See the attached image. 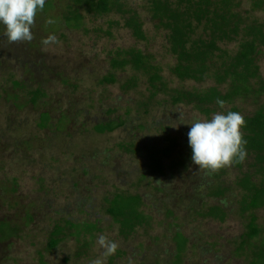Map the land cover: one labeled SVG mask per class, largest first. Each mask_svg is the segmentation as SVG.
Listing matches in <instances>:
<instances>
[{
  "label": "rangeland",
  "instance_id": "374dc122",
  "mask_svg": "<svg viewBox=\"0 0 264 264\" xmlns=\"http://www.w3.org/2000/svg\"><path fill=\"white\" fill-rule=\"evenodd\" d=\"M66 2L61 0L60 3ZM131 2L143 7L148 5L149 0ZM245 2H248L244 3L245 8H249L250 2ZM53 10L52 5H48L47 13L50 15L47 14L44 21H37L32 27V41L36 43L33 47L23 44V41L10 45L4 36L0 41V185L1 189L5 187L7 190L0 192V218L3 214L10 213L13 218L17 215L18 224H23L24 219L20 217H25L29 205H33V212L37 215L35 222L29 227L33 232H30L28 239L24 237L6 240V250L10 249L8 253L2 249L0 242V257L2 254L10 256L0 264H41L38 250H43L49 242L50 232L57 221L64 225L62 218L73 219L74 222L99 220L100 231H95L96 239L88 255L82 258L73 256L76 242L68 238L59 243L51 253H44L45 264H94L96 261L99 264H169L175 254L173 238L178 240L179 237L173 235L170 239V236L177 229H183L189 237L183 264H244L243 258L234 254L237 247L235 238L246 231L244 220L239 215L232 213L225 221L191 215L178 228L168 224L172 219H164L163 216L164 194L154 189L157 183L149 175L141 181L139 188L136 186L144 172V161L124 148L132 141L137 144L156 140L158 144L162 143L161 138L165 133H160L157 128L164 124L171 125L170 132L175 135L181 133L183 127H191L190 123L195 120L206 118L194 110L192 105H173L168 99L164 103L165 95L155 97L150 104L149 113L142 109L137 110L139 99H146L149 94L146 78H140L137 92L130 90L125 93L117 84L98 86L95 76L97 78L98 75H103L109 68L108 51L137 43L126 29L112 28V36L95 31L97 25L108 29L109 18L105 17L95 19L94 22L88 19L87 27L91 29L89 35L70 31L71 44L59 41L58 34L54 35L55 42L45 45L42 40L55 27L63 25L57 19L58 12H55L56 16ZM255 13L264 20V10ZM49 19L52 23H47ZM145 28L148 30L150 43L148 46L138 44V47L154 53L153 62L160 66L162 74L173 81V86H179L180 81L171 73V66L176 60L167 50L163 32H157L151 23H147ZM64 29L63 27L62 30ZM38 58H42L41 61L45 64L44 74L40 72L41 65L34 64L41 63ZM260 64L264 74V54L260 57ZM133 72L128 70L120 76H128ZM13 79L21 85L17 86ZM193 84V81L183 83L187 88ZM35 89H41L42 94L36 103H32L31 92ZM18 96L20 98L16 101ZM110 108H118L120 111L114 115L107 114L106 111ZM127 108L131 109L130 114L125 113ZM68 109L69 112L65 111ZM42 112H48L49 119L45 127L40 128ZM65 112L69 118H74L73 123L67 119L61 122ZM120 116L129 120L124 127L104 134L93 130L98 121ZM17 140L23 148V142L32 141L37 144L39 149L34 151V157L43 160L40 161L38 171L31 168L27 176L18 174L17 180L13 179L14 185L9 187V180L3 181V178L15 175L11 169L8 171L7 161L11 152L9 145ZM183 149L185 152L188 150V143ZM31 152L27 154L30 155ZM34 171L44 178L46 187L40 189L42 191L38 189L37 181L33 182ZM237 176L236 169L231 168L224 178L234 185ZM172 180L175 181L178 190L176 192L183 199H171L166 206L175 208V214L181 216L178 222H182V217L192 210L190 198L197 197L204 201L201 206L193 205L195 211L205 205L210 196L207 195L208 183L212 178L192 162L188 170L177 169ZM15 186L18 188L16 192ZM117 188L140 191L145 195L143 208L146 213L153 215L155 222L159 221L150 231L153 237L144 235L140 228L134 237L124 240L118 233V226L111 225L112 218L106 214L102 200L106 194ZM238 192L239 190H235V195ZM235 195L231 197L228 211L231 207L234 210L238 208ZM10 200H13L11 206ZM195 211L192 210V213L195 214ZM257 214L259 223L264 226V208L257 210ZM24 234L26 233L22 236ZM101 236L109 243L115 242L117 250L124 254L118 256L116 250L112 255H105V248L98 243ZM156 238L163 239V242L152 244ZM12 240L16 243H12ZM139 242L150 245V250L141 251L138 248ZM165 246L169 247V252H164ZM111 256H114V263L109 258ZM66 258L68 261H65Z\"/></svg>",
  "mask_w": 264,
  "mask_h": 264
},
{
  "label": "trees",
  "instance_id": "16d2710c",
  "mask_svg": "<svg viewBox=\"0 0 264 264\" xmlns=\"http://www.w3.org/2000/svg\"><path fill=\"white\" fill-rule=\"evenodd\" d=\"M66 1L63 4L60 3L61 0H46L44 9L38 12L35 19L36 24L37 21H44L48 14V5H52L53 13L56 15L55 12H58L57 19L63 25L55 27L56 29L50 35L59 34V41L71 44L70 31L89 35L91 29L87 27L88 19L94 22L95 19L108 17L107 30L101 25L95 26L94 30L112 36V28L126 29L137 43V45L108 51L109 68L103 75H98L97 78L95 76L98 86L117 84L125 93L130 90L137 92L140 78H146L149 94L146 99H139L137 110L142 109L143 112L149 113L150 104L155 97L165 95L164 103L168 99L173 105H192L194 110L206 119H210L217 112L233 111L243 115L246 121V126L242 128L244 139L247 141L246 159L242 163L234 162L231 166L215 172L205 170L212 178L208 183L209 199L202 208L195 211L194 206L196 204L201 206L204 201L197 197L190 198L192 204L190 209L195 211V214L191 210L182 217V222H178L181 216L175 214L177 212L175 208L166 204L168 199L176 197V194H172L176 190L175 181L172 179L177 169L188 170L192 163L191 147L188 144V150L185 152L183 149L188 143L187 134L190 127L185 126L181 133L173 135L170 132L172 126L164 124L157 128L160 133H165L161 138L162 143L158 144L157 140L145 144L132 141L124 148L137 154L144 161L142 162L144 172L136 182V186L139 188L141 181L149 175L154 177L157 183L154 189L164 194L163 216L164 219H172L168 221V224L178 228L185 224L184 220H188L191 215L225 221L227 217L233 215L232 213L237 214L244 220L246 231L235 238L237 244L235 256L243 258L244 264H264V226L259 223L257 214V210L264 208V74L260 64V57L264 54V20L255 13L264 10V0H248L251 4L249 8H245L244 3H248L245 0H149L148 5L143 7L133 4L131 0ZM147 23L153 24L157 32H163L167 50L176 60L171 66V73L180 81L179 86H173V81L171 82L165 74H162L160 66L153 62L154 53L149 49L138 47V44L148 46L150 43L148 30L145 28ZM63 27L64 30H62ZM2 36L7 39L3 25H0V41ZM22 43L32 47L36 44L33 41ZM38 59L42 60V58ZM34 64L41 65L40 72L46 73L45 64L42 61ZM128 70L134 72L128 76H120V74H126ZM12 81L17 86L21 85L17 80ZM185 81H193L195 84L187 88L183 85ZM138 93L142 94L141 91ZM41 94V89L33 90L30 101L36 103ZM19 98L18 96L16 101ZM218 98L224 101L223 108L217 104ZM160 103L163 102L160 100ZM119 111L118 108H110L106 113L114 115ZM130 112V108L125 109L126 114ZM41 115L40 128L45 127L49 119L48 112ZM128 123V118L123 116L106 118L98 121L93 130L99 134L112 133ZM59 129H62L61 126ZM23 144L28 149L37 146L32 141L23 142ZM15 149V145L10 147L11 154H8L10 156L7 161L8 171L11 169V172L15 173L14 176L9 175L5 180H9L7 182L9 185L6 184L9 187L14 185L13 179L16 181L18 174L27 176V171L32 166L36 168L35 160L31 155L24 151L14 152ZM14 155L15 158H13ZM21 160L24 164H20ZM231 168L236 169L238 173L234 185L224 178ZM35 171L38 170L35 169ZM35 171L32 175L33 182L37 181L39 190L44 189L46 187L44 178ZM0 190V192L7 191L5 187ZM235 190H239L236 195ZM16 191L18 188L15 186ZM234 195L238 201V210L231 207L228 211L231 197ZM145 200V195L143 196L140 191L132 192L122 188H117L104 196L102 206L106 214L112 218L111 225L118 226V233L124 240L134 237L138 233L137 229L140 228L143 229L144 235L153 237L150 231L157 223L159 224V221L155 222L153 215L146 213L143 208ZM36 218L33 205H29L23 223L30 226ZM68 223L71 225L69 228L58 224L51 230L45 252L51 253L67 238L69 229L75 228L77 240L73 255L76 258L88 255L96 239L95 231H100L99 220L92 224L72 223V221ZM5 225L7 224L2 222L0 230ZM21 230V226L15 227L7 230L8 234L3 233V235H7L9 239L15 237L14 239L17 240ZM173 235L179 236L178 240L176 238L175 241ZM165 237L168 238V236ZM171 237L175 243V254L169 264H175V261L176 264H183L189 237L183 229L174 230L170 239ZM20 238L23 239V236ZM158 240L159 238H156L153 241ZM13 242L15 241L12 240ZM138 247L141 251L150 250V245L142 242ZM169 251L170 249L165 250V252ZM45 252L38 250L39 257L42 259L41 264H45ZM123 254V251L117 250L118 256ZM109 258L114 263V256ZM65 261L68 259L66 258Z\"/></svg>",
  "mask_w": 264,
  "mask_h": 264
},
{
  "label": "clouds",
  "instance_id": "9594fccd",
  "mask_svg": "<svg viewBox=\"0 0 264 264\" xmlns=\"http://www.w3.org/2000/svg\"><path fill=\"white\" fill-rule=\"evenodd\" d=\"M45 3L46 0H0V25H3L9 43L33 40L31 29ZM47 23H52V20ZM55 40L54 35H49L42 43L47 45ZM217 104L224 107L222 99L218 98ZM190 124L188 144L192 150V162L199 170L215 172L246 159L247 141L242 132L246 121L242 114L217 112L210 119H197ZM98 243L105 248V255L114 254L118 247L115 242H107L103 236L98 238ZM94 264H99V261Z\"/></svg>",
  "mask_w": 264,
  "mask_h": 264
},
{
  "label": "flooded vegetation",
  "instance_id": "af4514ba",
  "mask_svg": "<svg viewBox=\"0 0 264 264\" xmlns=\"http://www.w3.org/2000/svg\"><path fill=\"white\" fill-rule=\"evenodd\" d=\"M36 65V64H35ZM70 97V96H69ZM65 111H67V112H69L70 111V109H68V110H65ZM67 112H65V113H63L62 114V119H61V122H62V120H64V119H67L70 123H73L74 122V118H69V115L67 114ZM42 113H44V112H42ZM41 115V114H40ZM42 116V115H41ZM41 121H42V117H41ZM41 123V122H40ZM39 123V124H40ZM59 124H60V122H59ZM6 145H8V144H6ZM16 146V149H15V151L14 152H17V153H20L21 151H24V153H28V152H30V151H32L31 152V157H32V159L33 160H35V164H36V170H38L39 169V167H40V161H42L43 160V158H39V159H36L35 157H34V154H35V152L34 151H37L38 149H39V147H38V145L37 144H35V145H37L36 146V148H32V149H28V148H26V146L23 148V146L20 144V142H18V140L14 143V144H12V145H9V148L10 147H12V146ZM19 145H21V147H19ZM25 149V150H24ZM5 150H7V148L5 149ZM28 150V151H27ZM10 154H11V152H10ZM13 158H15V155L13 156ZM20 164H24L23 163V160H21L20 161ZM34 167L32 166V169H33ZM30 171V170H29ZM29 171H27V174H29ZM84 173H87V170H84ZM6 180V178H3V181H5ZM139 180V179H138ZM0 188H1V185H0ZM1 191V190H0ZM176 191H178V190H175V191H173L172 192V194L174 195V194H176V197H175V199H180V197H181V194H178ZM175 192V193H174ZM143 196H144V194H143ZM181 199H183V197H181ZM171 199H168V201H170ZM214 200V199H213ZM212 200V201H213ZM12 201L13 200H10V206H11V203H12ZM191 206V205H190ZM29 206H27V208H28ZM20 219H24L25 220V217H20ZM19 220V218L17 217V215H16V217L15 218H13L12 217V214H3V217H1L0 218V224L2 223V222H4L5 224H7V225H5L4 227H2V229L0 230V242L2 243V249L3 250H5V252L6 253H8L7 251L8 250H10V249H7L6 250V240H8L9 238H8V236L7 235H3V233H5V234H8V232H7V230H9V229H12V228H15V227H19V226H21V228H22V230L20 231V233H21V235L18 237V238H20V237H22V234L23 233H26V234H24L23 235V238L25 237V239H26V237H27V239H28V237H29V234H30V232H33V229L32 230H29V227H31L32 225H33V223H31L30 224V226H27V224L24 222L23 224H18V221ZM61 221H63V222H65L64 223V225H62L61 223H59L58 221L54 224V226H53V229L58 225V224H60L62 227H67V228H69L71 225L68 223V221H72V223L74 222L73 221V219H67V218H62L61 219ZM76 222V221H75ZM79 223H83V222H79ZM84 223H87V224H92L93 222H88V221H85ZM69 231H70V233L68 234V236H67V238L66 239H68V238H72V239H74V241L76 242V240H77V237H76V229L75 228H70L69 229ZM139 230L137 229V232H138ZM18 235H19V233H18ZM7 238V239H6ZM15 237H13V239H14ZM25 239L23 240V241H25ZM65 239V240H66ZM64 241V240H63ZM155 242H163V239H159L158 241H155ZM155 242H153L152 244H154ZM24 243V242H23ZM140 243V242H139ZM48 244V243H47ZM76 247V246H75ZM139 248V247H138ZM169 247H167V246H165L164 248H163V250H164V252H165V250L166 249H168ZM16 251H19L17 248H14ZM140 249V248H139ZM43 252H45L46 251V246L44 247V249L42 250ZM73 254H74V252H73ZM74 256V255H73ZM6 257H8L7 255H1V257H0V263H2L3 261H4V259L6 258Z\"/></svg>",
  "mask_w": 264,
  "mask_h": 264
}]
</instances>
